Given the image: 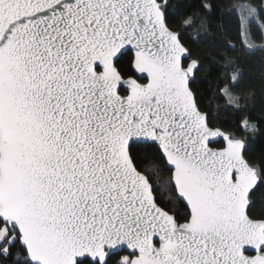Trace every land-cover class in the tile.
I'll return each instance as SVG.
<instances>
[{"label":"snow or ice","instance_id":"snow-or-ice-1","mask_svg":"<svg viewBox=\"0 0 264 264\" xmlns=\"http://www.w3.org/2000/svg\"><path fill=\"white\" fill-rule=\"evenodd\" d=\"M0 264H264V0H0Z\"/></svg>","mask_w":264,"mask_h":264},{"label":"trees","instance_id":"trees-1","mask_svg":"<svg viewBox=\"0 0 264 264\" xmlns=\"http://www.w3.org/2000/svg\"><path fill=\"white\" fill-rule=\"evenodd\" d=\"M209 61L217 62L218 57H214L211 53L206 57Z\"/></svg>","mask_w":264,"mask_h":264}]
</instances>
